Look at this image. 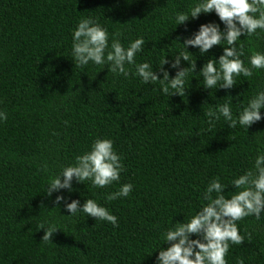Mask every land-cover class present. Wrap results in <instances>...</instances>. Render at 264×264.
Listing matches in <instances>:
<instances>
[{
	"label": "trees",
	"instance_id": "trees-1",
	"mask_svg": "<svg viewBox=\"0 0 264 264\" xmlns=\"http://www.w3.org/2000/svg\"><path fill=\"white\" fill-rule=\"evenodd\" d=\"M0 264H264V0H0Z\"/></svg>",
	"mask_w": 264,
	"mask_h": 264
}]
</instances>
